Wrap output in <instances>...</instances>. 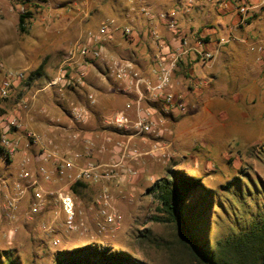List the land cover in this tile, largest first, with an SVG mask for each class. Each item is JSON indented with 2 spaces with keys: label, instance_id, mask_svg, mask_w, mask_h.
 Here are the masks:
<instances>
[{
  "label": "rangeland",
  "instance_id": "1",
  "mask_svg": "<svg viewBox=\"0 0 264 264\" xmlns=\"http://www.w3.org/2000/svg\"><path fill=\"white\" fill-rule=\"evenodd\" d=\"M257 1L262 3L264 0ZM114 2L118 0H37L27 4L20 0H0V84L11 71H22L26 76L25 61L37 64L52 50L54 42L68 40L73 46L76 39L72 28L81 18H86L87 8L92 10L103 3L112 6ZM28 8L33 11V17L27 24L29 32L23 33L18 28L19 14ZM76 13L79 18H75ZM215 16L226 23L232 21L223 13H215ZM204 22L206 20L200 18L195 26H202ZM252 22L264 30L263 15ZM235 33L239 35L240 31ZM218 37L224 36L219 32ZM261 38L264 40V36ZM226 47L234 54L229 63L225 59L220 63L223 78L227 82H238L239 76L236 74L237 78L233 77V69L251 71L257 63L258 52L255 46L250 51L246 45L235 41L223 44L222 49ZM200 69L199 65L195 67L196 72ZM182 72L184 68L179 69L175 79ZM198 78L205 81L200 85L202 99L215 95V91L223 87L221 80H215L205 72ZM26 79L27 76L15 83L11 96L0 97V114L14 111V104L22 95L16 90L25 86ZM47 81L46 77L42 78L43 84ZM213 83L216 89L209 86ZM259 87L255 84L248 87L254 102L247 103L250 106L248 111L244 110L247 117L242 125L240 117L233 115L237 113L235 110H228L225 117L221 109L212 106L209 109L191 107L199 97H196V91L189 89L187 82L177 84L176 90L183 94L188 108L186 112H179L173 119L162 122L165 133L161 144L166 147L167 157L147 154L131 162L138 171L134 178L119 174L110 180L85 181L86 187L79 188L78 194L73 193L77 202L75 229L67 228L64 215L53 197H48L41 209L31 212L33 195L29 190L14 207L5 208L0 186L1 262L55 264L62 252L92 245L99 249L130 253L147 264H199L181 242L174 223L153 219V216H167L158 211V201L150 188L168 175L169 168L200 178L209 188V194L205 196H202L205 190L193 192L186 212L191 216L193 227L220 255V247L226 239L250 226L252 218L264 214V95L258 94ZM261 87L260 90H264V86ZM187 89L193 94L187 92L185 95ZM52 92L45 91L40 96L48 97L44 94ZM238 105L247 107L244 102ZM57 114L61 118L66 117L61 110ZM95 126L93 123L91 127ZM13 137L19 142L13 159V165L17 167L27 138L22 133ZM154 143V140L148 141L143 146L144 150H151ZM93 159L100 163L109 161L108 156L100 153L95 154ZM37 168L34 165L32 169L41 189L47 191L62 185L57 181L49 184L41 180ZM16 179L18 169L0 154V184L5 182L7 192L12 195V184ZM109 181H114L111 184L116 186L110 188L107 185ZM104 192L110 195L106 204L98 202ZM104 208L115 216L113 222L105 220L101 213Z\"/></svg>",
  "mask_w": 264,
  "mask_h": 264
},
{
  "label": "crops",
  "instance_id": "2",
  "mask_svg": "<svg viewBox=\"0 0 264 264\" xmlns=\"http://www.w3.org/2000/svg\"><path fill=\"white\" fill-rule=\"evenodd\" d=\"M141 1L118 0V2L112 3V6L103 3L101 7H96L92 10L87 8L86 18H81L75 23V27L72 28L76 39L75 43L85 39L90 31L98 32L103 22L111 19L115 20L119 29L112 31L108 35L106 40L108 51L112 56L133 59L139 68L151 77L155 75L157 68L156 55L158 53L157 45L149 32L153 28L157 29L161 36L172 45L176 44L177 36L186 35L191 38L193 47L197 49H213L221 40H226L224 44L235 41L240 45H246L250 51H253V46H255L258 57L253 69L249 72L242 70V68L239 71L237 68L233 69V77L237 78L236 74L239 76L238 82H227V79L223 78L220 63L224 59L226 60L225 62L229 63L234 54L227 47L222 49L223 45H221L219 55L207 62L200 59L195 52H190L181 60L175 72V77L179 69L184 68V72L178 75V79L174 77L176 85L187 82L189 89L195 90L196 97L199 96L197 97V102L192 103L191 107L198 106L209 109L212 106L221 109V113H225V117L228 114V110H235L237 113L233 115L240 117L243 125L247 117V112L244 110L248 111L249 104L254 102V97L251 98V91H249L248 87L252 84L260 86L258 94L264 95V90H260L261 86H264V53L259 52L257 49L260 43L264 41L263 37L261 38V36H264V30L258 24L252 22L259 15L264 16V1L261 3V1L257 0L254 2L248 0L251 9L246 17V22L240 24L241 15L238 13L235 3L231 6V10H223L218 6L224 0H192L191 5H189V0H144L155 12H163L176 19L180 30L177 35L172 32L165 21L150 20L141 14L139 11ZM137 11L138 13H136ZM215 13H223L227 18L230 16L232 21L229 22L230 24L226 23L217 18ZM79 17V14L76 13L75 18ZM200 18H204L206 22L202 26L196 27V22ZM126 28L132 30L130 35L124 33ZM236 30L240 31L239 35L235 33ZM219 32L224 37L219 38ZM200 40L203 41L201 45L199 43ZM72 47L68 40L54 42L52 50H49L43 58L39 59L37 64L25 61V70L28 71L27 79L25 80V86L16 90L18 93L21 92L22 95L14 104L15 106L25 104V107L19 108L16 112L19 118V127L15 129L13 136L17 133H22L26 137L28 132L40 136L42 143L32 146H27L26 143V148L22 152V156L30 155L33 157L30 163L31 168L34 165H39V162L35 160V156L42 145L60 152L83 151V141L86 139L103 142L107 135L112 134L115 136L105 127V118L124 110L127 101L136 99L133 94H124L120 89V83L107 74L104 64L92 57L88 59L90 64L87 66V74L80 81L78 75L79 58L71 60L68 56ZM197 65L201 67L198 72L195 71ZM64 66L68 69V76L72 78L73 84L60 90L59 86L51 85V81L60 74ZM203 72L215 80H221L223 85L221 90L215 91V95H208L204 97L205 99L200 97V85L205 84V81L198 78V75H202ZM43 77L48 79L46 84L42 83ZM214 84H209V86L215 88L216 85ZM50 90L53 91L52 94H44L48 97L40 96L41 93ZM187 92L188 89L184 94L186 95ZM188 93L193 94L190 91ZM89 94L95 96L96 102L94 104L90 103ZM239 102L246 103L247 107H239ZM74 104L88 107L90 111L88 121L79 123L72 119L71 108ZM143 105L151 106L156 116L162 119V122L170 118L173 119L174 115L180 112L176 110L167 111L160 102L147 103L144 101ZM58 110H61L66 117L61 118L57 114ZM13 113L14 111H11L9 114ZM93 123L96 124L95 128L91 127ZM75 134L78 135L77 140L74 139ZM95 154H99L97 147L92 148V155L95 156ZM14 157H12L11 164L12 167L17 168L13 165ZM113 182L109 181L107 185L110 188L116 186L111 184ZM116 184L118 187V182ZM1 189L4 195L5 189Z\"/></svg>",
  "mask_w": 264,
  "mask_h": 264
},
{
  "label": "built area",
  "instance_id": "3",
  "mask_svg": "<svg viewBox=\"0 0 264 264\" xmlns=\"http://www.w3.org/2000/svg\"><path fill=\"white\" fill-rule=\"evenodd\" d=\"M96 1V0H94ZM189 0V5L192 4ZM233 3L241 15V22H246V17L250 11L248 0H224L219 3L223 10H231ZM141 14L150 20H163L176 35L180 30L178 23L173 16L155 10L141 1L139 8ZM119 29L115 20L103 22L98 32H88L83 40L77 41L69 51V59L79 58L78 75L80 81L87 74L89 57L99 60L105 66V70L110 77H113L120 83V89L126 95H134V101H127L124 110L105 118L104 125L115 136L109 134L103 142H96L91 139L83 141V151H66L51 150L42 145L35 156L39 162L37 175L46 183L62 184L59 187L50 188L45 191L38 186V178L35 171L30 167L32 158L30 155H24L20 161L18 169V179L12 187L14 195L7 192L8 186L5 182L0 184L5 189L4 199L5 208H12L16 202L29 190H32L33 201L31 202V212L41 209L47 202L48 197H53L56 204L59 205L65 218V224L68 229L77 228V202L76 197L71 190V185L77 181H100L110 180L119 174H126L129 178H134L138 171L134 167L133 161L139 160L144 155L167 157L166 147L161 144L164 136L162 119L156 116L151 106H144L143 102L157 103L160 102L167 111H187V103L183 95L176 91L174 81L175 72L184 56L190 52L203 61L215 59L219 53L221 45L226 40H221L213 49L195 48L191 43V38L182 35L177 36L176 44L168 43L157 29H151L150 36L157 45L158 53L156 55L157 68L153 77L145 74L133 59H124L112 56L106 46L108 35ZM126 35L132 33L131 29H124ZM200 45L203 41H199ZM258 51L264 53V41L257 47ZM22 71L9 72L0 84V97L7 98L16 82L25 78ZM73 84V80L68 76V69L64 66L59 75L51 81V85L59 86L60 90ZM91 104L96 102L93 94L88 95ZM25 107V104H18L13 114H0V154L11 162L19 149V142L13 137V129L19 127V118L16 112L18 109ZM71 116L75 122L84 123L90 117L88 107L81 104H74L71 108ZM27 146L42 143L40 136L28 132L26 134ZM78 139V135H74ZM154 140L155 143L151 150H144V144ZM97 147L100 154L109 157L108 162L100 163L93 159L92 148ZM110 195L106 192L100 194L98 202H109ZM101 213L108 222H113L115 216L105 208ZM59 242V240H57Z\"/></svg>",
  "mask_w": 264,
  "mask_h": 264
},
{
  "label": "trees",
  "instance_id": "4",
  "mask_svg": "<svg viewBox=\"0 0 264 264\" xmlns=\"http://www.w3.org/2000/svg\"><path fill=\"white\" fill-rule=\"evenodd\" d=\"M20 1L27 4L37 0ZM33 5L38 6L39 4L33 3ZM29 9L19 14L18 28L23 33L28 31V21L33 17V11ZM86 185L83 181H77L71 185V190L78 194L79 188L86 187ZM150 189L158 201V211L167 214L166 217L153 216V219L174 223L181 242L188 247L199 264H264V214L252 218L250 226L226 239L220 247V255H218L210 248L209 242L197 232V228L193 227L191 216H188V212H186L188 200L195 190H205L202 196L209 194L210 190L207 191L209 188H206L200 178L187 175L182 170L169 168L168 175ZM0 264H3L1 260ZM6 264L17 263L9 260ZM55 264L147 263L135 258L130 253L99 249L89 245L62 252Z\"/></svg>",
  "mask_w": 264,
  "mask_h": 264
}]
</instances>
